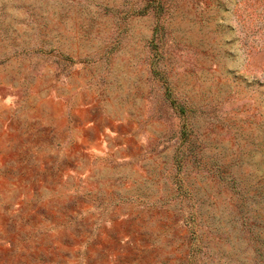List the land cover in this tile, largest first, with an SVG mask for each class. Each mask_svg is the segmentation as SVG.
<instances>
[{
  "label": "rangeland",
  "instance_id": "374dc122",
  "mask_svg": "<svg viewBox=\"0 0 264 264\" xmlns=\"http://www.w3.org/2000/svg\"><path fill=\"white\" fill-rule=\"evenodd\" d=\"M0 264H264V0H0Z\"/></svg>",
  "mask_w": 264,
  "mask_h": 264
}]
</instances>
